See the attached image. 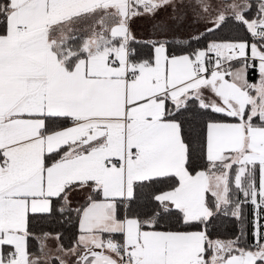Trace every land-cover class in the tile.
Wrapping results in <instances>:
<instances>
[{
  "label": "snow or ice",
  "instance_id": "snow-or-ice-1",
  "mask_svg": "<svg viewBox=\"0 0 264 264\" xmlns=\"http://www.w3.org/2000/svg\"><path fill=\"white\" fill-rule=\"evenodd\" d=\"M0 264H264V0H0Z\"/></svg>",
  "mask_w": 264,
  "mask_h": 264
}]
</instances>
